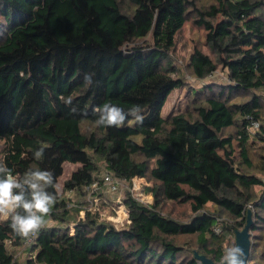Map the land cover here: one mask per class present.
Returning a JSON list of instances; mask_svg holds the SVG:
<instances>
[{
	"label": "trees",
	"instance_id": "obj_1",
	"mask_svg": "<svg viewBox=\"0 0 264 264\" xmlns=\"http://www.w3.org/2000/svg\"><path fill=\"white\" fill-rule=\"evenodd\" d=\"M263 7L264 0H217L206 9L191 0H0V161L17 175L50 170L57 183L65 162L79 163L64 188L84 193L100 181L93 151L118 180L156 183L152 204L129 192V224L120 229L88 210L77 220L59 195L48 217L58 225L40 231L25 264H199L196 251L184 255L178 241L194 234L197 251L221 262L218 214L205 207L227 212L235 231L246 225L250 204L264 213V179L237 162L235 136L223 133L237 127L241 157L252 169L250 128L257 125L264 141ZM191 8L211 51L194 50L193 76L204 81L221 66L228 81L204 86L208 94L195 117L165 118L167 97L185 86L170 56ZM202 91L194 92L196 100ZM237 93L252 95L235 102ZM105 103L125 111L139 105L143 123L129 117L123 126H97L94 109ZM42 143L48 147L36 160ZM168 201L189 203L196 215L187 222L166 216L161 207ZM23 241L9 219L1 221L0 264H19L14 251Z\"/></svg>",
	"mask_w": 264,
	"mask_h": 264
},
{
	"label": "rangeland",
	"instance_id": "obj_2",
	"mask_svg": "<svg viewBox=\"0 0 264 264\" xmlns=\"http://www.w3.org/2000/svg\"><path fill=\"white\" fill-rule=\"evenodd\" d=\"M191 1L194 2L197 8L206 9L210 5L216 3L217 0ZM262 14L264 15V7L262 9ZM197 18V9L191 8L188 13V20L181 31L177 34L176 45L174 50L171 52L170 60H172V63L177 69L175 75L185 81V86L174 89L167 97L165 105L162 109V115L165 118H171L176 114H184L190 118L195 117L197 115L196 107L201 103L200 100H203L208 94V91L204 86L210 84H225V82L228 81L227 71L221 66H219L218 70L213 75L209 76L204 81L195 78L191 72L189 61L195 49H200L205 53L211 54L206 42V30L196 25L195 20ZM196 90H203L200 92L199 99L197 100L195 99L196 94H194ZM251 95L252 93H237L233 96L235 102H243L249 100ZM250 130L252 136L250 139L249 151L251 159L254 163V167L252 169L245 165V162H243L241 157L239 139L237 138V127H229L223 133L225 135L235 136L233 142L237 162H239L245 170L254 172L264 179V141L260 140L256 135V132L258 131L257 125L250 128ZM4 148L5 140L1 139L0 158ZM90 153L99 168L95 173V177L101 181L103 175L108 172L105 168V162L98 158L93 151H90ZM80 166L81 164L79 163L65 162L64 173L59 178L57 183L60 189L59 195L67 199L71 209L75 208V210L72 209V213L77 217V220L83 219L86 211L88 210L91 213H97L100 220L109 222L116 228L120 229L129 224V211L124 204V199L128 196L129 192H131L134 198L145 204H152L154 202V195L152 194L150 188L155 186L156 183L148 178L134 179L130 182L118 180L117 190L109 189L106 185L102 184L103 182L96 188L86 187L84 189V193L80 191L65 190L64 185L66 180L69 179L72 173ZM261 192L262 188L258 187L256 189V196H259L258 194H261ZM205 208L210 213L215 212L216 215L218 214V223L213 228V231L220 236L221 239H224V245H235L236 236L233 226L236 220L227 214V212L217 209L212 204H208ZM248 208L251 213V222L254 224L253 229L250 230L252 256L254 259V263L252 264H264V223H261V216L264 218V213L257 210L253 204H250ZM78 209L79 212L77 211ZM161 209L164 215L175 218L181 222L190 221L196 215L189 203L168 201L162 205ZM4 219L6 218H0V222ZM50 222L51 225H58V223L53 220ZM74 225V222L70 223L71 231H73ZM178 241L180 243H185L186 247L183 251L184 255L191 254L193 250L196 252L199 250L198 236L196 234L178 237ZM14 253L19 264L26 263L29 256L28 250H26L23 246H20L18 250L14 251ZM198 253L200 255H205V253ZM199 264H203V262L199 260Z\"/></svg>",
	"mask_w": 264,
	"mask_h": 264
},
{
	"label": "clouds",
	"instance_id": "obj_3",
	"mask_svg": "<svg viewBox=\"0 0 264 264\" xmlns=\"http://www.w3.org/2000/svg\"><path fill=\"white\" fill-rule=\"evenodd\" d=\"M84 79L89 85L93 83L91 74H86ZM60 99L68 105L72 104L71 97H60ZM72 111L75 112L77 109L73 108ZM94 112L98 116L95 121L97 126H123L129 117L140 124L144 120L139 105H134L125 111L117 105L105 103L95 108ZM47 147L46 143H42L33 153L34 158L42 159ZM49 188L55 191L50 192ZM59 194V185L50 170L29 168L23 175H17L0 161V218L9 219L10 227L21 238L26 240L34 238L42 229L51 227L48 217ZM221 264H245L243 248L239 245L226 246Z\"/></svg>",
	"mask_w": 264,
	"mask_h": 264
},
{
	"label": "water",
	"instance_id": "obj_4",
	"mask_svg": "<svg viewBox=\"0 0 264 264\" xmlns=\"http://www.w3.org/2000/svg\"><path fill=\"white\" fill-rule=\"evenodd\" d=\"M252 226L251 222V213L248 210L247 213V223L242 230L235 231V245H239L243 248L245 252V264H248V260L250 258L251 252V234L250 228ZM195 256L197 259L201 260L203 264H221V262L217 263L213 259L206 257L205 255H200L198 252H195Z\"/></svg>",
	"mask_w": 264,
	"mask_h": 264
},
{
	"label": "built area",
	"instance_id": "obj_5",
	"mask_svg": "<svg viewBox=\"0 0 264 264\" xmlns=\"http://www.w3.org/2000/svg\"><path fill=\"white\" fill-rule=\"evenodd\" d=\"M136 180V179H140V177H135V178H133L132 179V181L133 180ZM102 184H104V185H106L109 189H111V190H117V184H118V179L117 178H115L114 176H113V174L112 173H110V172H107V173H105L104 175H103V178H102ZM135 182V181H134ZM99 185H101L100 183H99V181H95L91 186H89V187H98ZM36 237V236H35ZM35 237L34 238H31V239H24V241H23V247L25 248V249H27L31 244H32V242L34 241V239H35Z\"/></svg>",
	"mask_w": 264,
	"mask_h": 264
}]
</instances>
